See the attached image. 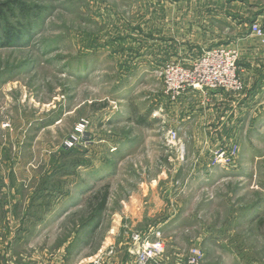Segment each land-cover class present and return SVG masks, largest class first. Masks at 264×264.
<instances>
[{"label":"rangeland","instance_id":"rangeland-1","mask_svg":"<svg viewBox=\"0 0 264 264\" xmlns=\"http://www.w3.org/2000/svg\"><path fill=\"white\" fill-rule=\"evenodd\" d=\"M1 3L0 264H136L132 236L157 238L147 234L145 198L174 199L185 181L178 198L200 200L194 223L224 232L233 223L236 242L263 258L264 213L256 228L248 219L264 194V136L254 141L259 152L235 154L237 141L252 142L227 144L216 119L198 142L208 154L187 157L198 144L164 95L167 65L218 46L236 47L241 58L244 45L234 40L247 27L218 22L216 40L202 47L209 29L201 30L199 0ZM243 159L256 161L252 171L241 169ZM152 180L171 190L145 193ZM193 231L186 248L197 245Z\"/></svg>","mask_w":264,"mask_h":264},{"label":"crops","instance_id":"crops-1","mask_svg":"<svg viewBox=\"0 0 264 264\" xmlns=\"http://www.w3.org/2000/svg\"><path fill=\"white\" fill-rule=\"evenodd\" d=\"M196 7H199L197 11L200 12L201 30L209 29L205 32L206 34H201L202 47H205L206 43L216 40L215 38L211 40L210 36L216 34L214 28L219 26L218 22L225 21L230 27L237 25L247 27L246 33L239 34L234 40H238L244 45L241 48L239 71L243 76L246 89L245 93L239 96L226 94L221 90L205 92L190 90L176 104H171L176 106L174 108L176 111L175 120L177 119L178 123L182 124L181 126H186L188 137L196 141L197 145L198 142L201 144L202 141L208 140L207 124L217 119L220 125L219 133L222 134L223 139L226 136L227 144L235 142L233 141L235 138L237 140L239 138L248 139L252 144H243L237 141L236 147L239 148L238 151L242 155L243 153L255 154L259 151L256 148L257 143L254 141L264 136V43L252 31V25L256 22L264 28V0H199V6ZM123 140L125 141L126 138ZM200 144L197 145V148H190L189 151H186L187 157H199V161L205 157L208 151L201 148ZM234 146L235 144H232L223 151L230 155V150ZM181 156L179 155V158ZM255 164L256 161L243 159V162H240V167L241 169L243 167L245 171H252ZM228 166L229 164L225 165L224 168L228 169ZM178 170H182L181 167ZM190 172L194 173V170L192 169ZM239 178L241 179V177ZM158 181H161L160 178ZM158 181L152 180L142 184L145 193H148L150 186H152L155 188L153 191L156 194L159 184L160 191L165 190L167 193L171 190L167 182H161V185L160 182L158 184ZM190 184L189 181L180 184L181 186L178 188L180 194L184 193ZM207 184L208 188L211 189L210 182ZM240 186L243 185L240 184ZM255 188L258 187L255 186ZM250 189H253V186ZM152 195L153 192L150 191L149 197L145 198L146 207L150 208L146 216L147 232L149 230L147 234L152 238L160 235L167 245V252L160 263L153 262L151 264H186L190 247H184L187 243L184 239L191 230L197 232L194 233L193 237L196 240L193 242L195 241L205 252L201 264H264V256L263 258L254 256L257 247L252 248L251 245L236 242L235 230L238 227L234 228L233 223L225 232L219 231V229L213 231L211 228H204L200 223H194L202 217L199 212L200 209H195L196 206L200 205L198 198L179 199L177 195L176 198L171 199L168 194L166 196L161 193L159 198ZM209 197L211 198L210 194ZM74 199H68L69 206L77 204L76 199L78 198ZM253 202V205L249 207L251 212L248 223L251 227L256 228L259 226V218L264 213V194ZM129 203L131 206L133 205L132 201ZM133 207L134 209L137 208L136 206ZM155 208L156 210H154ZM233 218L232 216L231 222H233ZM256 242L261 244L264 243V240L258 239ZM261 247L264 249L263 246ZM261 247L258 249L263 252ZM111 253H114L116 257L118 256L116 250ZM106 256H108L107 253Z\"/></svg>","mask_w":264,"mask_h":264},{"label":"built area","instance_id":"built-area-1","mask_svg":"<svg viewBox=\"0 0 264 264\" xmlns=\"http://www.w3.org/2000/svg\"><path fill=\"white\" fill-rule=\"evenodd\" d=\"M252 31L264 43V28L261 24L254 22ZM239 49L236 47L218 46L203 50L200 57L188 64L171 63L167 65L164 73V95L170 103H176L190 90L209 91L224 90L227 92L242 91L244 81L239 71ZM174 142L176 139L173 133ZM235 154L238 148L235 147ZM130 251L135 257L136 264H148L153 261L160 263L166 256V244L164 239L158 235L156 239L150 240L139 234L132 236ZM205 257L203 248L193 245L186 264H201Z\"/></svg>","mask_w":264,"mask_h":264},{"label":"trees","instance_id":"trees-1","mask_svg":"<svg viewBox=\"0 0 264 264\" xmlns=\"http://www.w3.org/2000/svg\"><path fill=\"white\" fill-rule=\"evenodd\" d=\"M4 9H5V8H4V6H2V3H1V4H0V15H1V16H3V15H4V14H3V11H4ZM15 35H17V36H18V34H16V33H14V34H11L10 36H12V37H13V36H15ZM7 37L9 38V36H7ZM104 200H105V198H104ZM104 200H103V201H104Z\"/></svg>","mask_w":264,"mask_h":264}]
</instances>
